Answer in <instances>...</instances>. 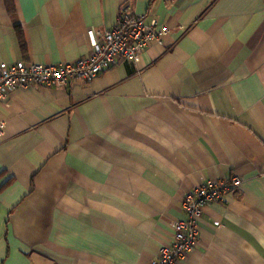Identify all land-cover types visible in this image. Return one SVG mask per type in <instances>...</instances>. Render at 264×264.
I'll return each instance as SVG.
<instances>
[{"label": "crops", "instance_id": "0c3cea01", "mask_svg": "<svg viewBox=\"0 0 264 264\" xmlns=\"http://www.w3.org/2000/svg\"><path fill=\"white\" fill-rule=\"evenodd\" d=\"M0 0V68L73 63L121 13L168 36L0 105V264H150L183 196L231 175L180 264H264V0ZM23 33L24 50L14 23Z\"/></svg>", "mask_w": 264, "mask_h": 264}, {"label": "built area", "instance_id": "2783aa9c", "mask_svg": "<svg viewBox=\"0 0 264 264\" xmlns=\"http://www.w3.org/2000/svg\"><path fill=\"white\" fill-rule=\"evenodd\" d=\"M90 52L69 64L44 66L18 61L0 68V105L8 106L18 89L31 86L62 87L76 79L89 83L119 63H136L140 54L151 42H160L168 36L165 28L146 25L144 17L137 14H119L114 26L104 33L88 32ZM6 124L0 121V138L5 136ZM208 181L186 193L181 201L184 217L173 225V240L163 245L150 264H180L195 251L198 244L197 222L204 209L223 199L225 193L238 186L236 177Z\"/></svg>", "mask_w": 264, "mask_h": 264}, {"label": "trees", "instance_id": "16d2710c", "mask_svg": "<svg viewBox=\"0 0 264 264\" xmlns=\"http://www.w3.org/2000/svg\"><path fill=\"white\" fill-rule=\"evenodd\" d=\"M4 3H5V8H6L8 14L12 17L14 15L13 0H4ZM14 28L16 31L17 38L19 40V44L21 45V48L24 50V48H25L24 43L25 42H24L23 33H22L19 25L16 22L14 23Z\"/></svg>", "mask_w": 264, "mask_h": 264}, {"label": "bare ground", "instance_id": "6f19581e", "mask_svg": "<svg viewBox=\"0 0 264 264\" xmlns=\"http://www.w3.org/2000/svg\"><path fill=\"white\" fill-rule=\"evenodd\" d=\"M233 177L238 178V179L240 180V184H239L238 186H235V187L231 188L228 192H231V191H233L234 189L239 188L240 185H241V183H242V182H241V178H240L239 176H237V175H231L230 177H228V178H229L228 180H230V179L233 178ZM157 255H158V253H157Z\"/></svg>", "mask_w": 264, "mask_h": 264}]
</instances>
